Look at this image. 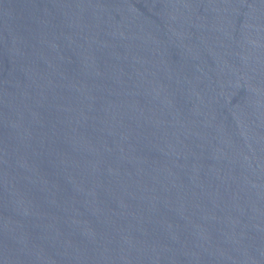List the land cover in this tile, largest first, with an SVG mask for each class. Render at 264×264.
Wrapping results in <instances>:
<instances>
[{"label": "water", "instance_id": "water-1", "mask_svg": "<svg viewBox=\"0 0 264 264\" xmlns=\"http://www.w3.org/2000/svg\"><path fill=\"white\" fill-rule=\"evenodd\" d=\"M0 264H264V0H0Z\"/></svg>", "mask_w": 264, "mask_h": 264}]
</instances>
